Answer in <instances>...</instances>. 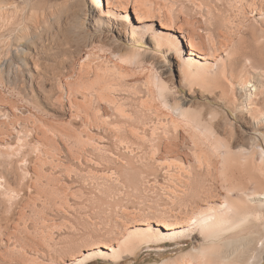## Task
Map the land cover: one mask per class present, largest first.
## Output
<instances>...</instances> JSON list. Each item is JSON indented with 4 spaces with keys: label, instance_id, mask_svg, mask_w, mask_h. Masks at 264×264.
Masks as SVG:
<instances>
[{
    "label": "bare ground",
    "instance_id": "obj_1",
    "mask_svg": "<svg viewBox=\"0 0 264 264\" xmlns=\"http://www.w3.org/2000/svg\"><path fill=\"white\" fill-rule=\"evenodd\" d=\"M173 1H88L113 46L77 50L61 122L0 97V205L21 200L0 209V264H120L179 242L161 264H250L235 246L250 236L264 264V0ZM136 194L161 209H127Z\"/></svg>",
    "mask_w": 264,
    "mask_h": 264
},
{
    "label": "rangeland",
    "instance_id": "obj_2",
    "mask_svg": "<svg viewBox=\"0 0 264 264\" xmlns=\"http://www.w3.org/2000/svg\"><path fill=\"white\" fill-rule=\"evenodd\" d=\"M88 1L0 0V97L3 96L8 101H16L15 103L21 105L19 106L20 109L29 105L28 107L31 106L30 108L49 121H62L64 109L63 100L60 98L62 95V78L65 74L73 71L78 59L79 51L77 50L91 41L95 42L96 48L94 47V49L96 51L109 50L113 46L110 38L95 33L94 29H98L102 25L97 23V21L95 22V19L93 20ZM160 2L168 6L172 3L174 4L173 0H160ZM255 36H261L260 32H256ZM245 38L253 41V37L249 34L245 35ZM142 46L152 48L148 44H142ZM122 52L127 53V50ZM144 58L149 59V55L144 56ZM166 59L168 63L171 60L170 57H164L162 58L164 63ZM184 95L188 98L193 96L194 101H200L201 95L204 94L197 90L190 97L189 88L184 87L181 89L180 96ZM204 96L209 99L210 92L205 93ZM15 158L14 156L13 159L9 158L11 161L9 159L5 161L16 175L22 178L25 176V166L17 165L14 161L16 160ZM13 166L15 167L13 168ZM158 182L162 185H167L161 175L158 178ZM11 195L13 198L10 197ZM17 197V195L15 197L14 194L10 193L9 197L7 196V199L10 198V200L6 199L7 201L0 205V209L5 208L7 211L11 209L18 210L21 200H18ZM134 198L133 201L128 202L129 205L126 203L128 205V207L126 205L127 209L138 211L150 205V202L142 199L143 196L140 194H136ZM144 203L148 205H143ZM130 205L132 206L130 207ZM133 206L137 207L134 208ZM150 206L148 208L152 207ZM154 207L151 209L156 211V209H153ZM106 209L108 210V207L105 208V212L107 211ZM52 219L57 224L63 221L58 216H52ZM261 230L264 231V228ZM261 230H259L258 237L264 235ZM256 238V236H250L248 239L252 240L240 239L235 245L239 249V255L242 254L241 257L246 255L247 258L251 257L250 264H257L262 256L261 254H263V249L261 251L262 244L256 243ZM255 243L258 245L256 246ZM243 246L244 248H242ZM181 248H184V252L191 250V242L167 243L162 246L146 247L141 249L135 257L125 259L120 264H161L165 260L173 259L180 255L179 250ZM245 248H247V251ZM241 249L242 251H240ZM90 264L111 263L97 259Z\"/></svg>",
    "mask_w": 264,
    "mask_h": 264
}]
</instances>
